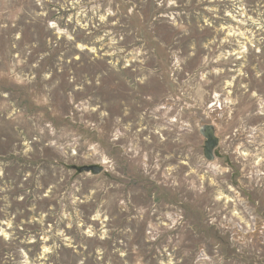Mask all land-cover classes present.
I'll list each match as a JSON object with an SVG mask.
<instances>
[{
  "label": "rangeland",
  "instance_id": "374dc122",
  "mask_svg": "<svg viewBox=\"0 0 264 264\" xmlns=\"http://www.w3.org/2000/svg\"><path fill=\"white\" fill-rule=\"evenodd\" d=\"M0 264H264V0H0Z\"/></svg>",
  "mask_w": 264,
  "mask_h": 264
},
{
  "label": "water",
  "instance_id": "95a60500",
  "mask_svg": "<svg viewBox=\"0 0 264 264\" xmlns=\"http://www.w3.org/2000/svg\"><path fill=\"white\" fill-rule=\"evenodd\" d=\"M201 135L205 138V147H204V158L208 162L215 161V150L219 147L220 140L216 136L215 129L213 126L207 125L201 129ZM105 168L101 165H92V166H84L78 169V173H91L95 176L100 175L103 173Z\"/></svg>",
  "mask_w": 264,
  "mask_h": 264
}]
</instances>
